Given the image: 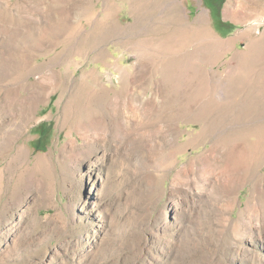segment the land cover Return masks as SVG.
<instances>
[{"label": "rangeland", "instance_id": "1", "mask_svg": "<svg viewBox=\"0 0 264 264\" xmlns=\"http://www.w3.org/2000/svg\"><path fill=\"white\" fill-rule=\"evenodd\" d=\"M0 264H264V0H0Z\"/></svg>", "mask_w": 264, "mask_h": 264}, {"label": "trees", "instance_id": "2", "mask_svg": "<svg viewBox=\"0 0 264 264\" xmlns=\"http://www.w3.org/2000/svg\"><path fill=\"white\" fill-rule=\"evenodd\" d=\"M225 0H207L208 4L213 7L215 13L217 16H220V9L222 4L224 3ZM51 130V125L50 124H44L41 128V132L43 136H47ZM49 135L46 137L48 138ZM44 138V139H46Z\"/></svg>", "mask_w": 264, "mask_h": 264}]
</instances>
